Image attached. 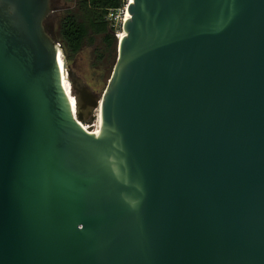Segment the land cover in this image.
<instances>
[{"label": "water", "instance_id": "1", "mask_svg": "<svg viewBox=\"0 0 264 264\" xmlns=\"http://www.w3.org/2000/svg\"><path fill=\"white\" fill-rule=\"evenodd\" d=\"M53 9L0 0V264H264V0H126L101 96Z\"/></svg>", "mask_w": 264, "mask_h": 264}, {"label": "rangeland", "instance_id": "2", "mask_svg": "<svg viewBox=\"0 0 264 264\" xmlns=\"http://www.w3.org/2000/svg\"><path fill=\"white\" fill-rule=\"evenodd\" d=\"M50 4L54 9L44 21V26L51 33V36L56 38L61 18L66 13L76 12V7L74 0H50ZM124 12V8L119 10L116 18L111 20L114 22V35L116 38H118V33L122 31L121 25ZM58 43L60 44L59 41ZM103 50L104 52L101 53ZM63 55L65 66L69 69L71 76L79 78L95 95L101 96L107 84L114 56L111 47L106 50L102 35L92 34L91 39L88 38L84 42L78 53L66 55L63 52ZM80 122H82L88 131L94 132L95 130L97 132L98 123L94 111L92 117Z\"/></svg>", "mask_w": 264, "mask_h": 264}, {"label": "trees", "instance_id": "3", "mask_svg": "<svg viewBox=\"0 0 264 264\" xmlns=\"http://www.w3.org/2000/svg\"><path fill=\"white\" fill-rule=\"evenodd\" d=\"M76 12L66 13L60 20L57 37L66 55L78 53L84 42L94 35H102L107 48L114 52L111 74L117 56L118 38L114 35V22L107 19L110 10L118 11L125 7L126 0H74ZM47 31V30H46ZM51 36V33L47 31ZM101 51V53H103ZM109 78V77H108Z\"/></svg>", "mask_w": 264, "mask_h": 264}, {"label": "bare ground", "instance_id": "4", "mask_svg": "<svg viewBox=\"0 0 264 264\" xmlns=\"http://www.w3.org/2000/svg\"><path fill=\"white\" fill-rule=\"evenodd\" d=\"M125 10V9H124ZM127 16H128V12L125 10V12H124V18H123V20H122V22L124 21V20H126L127 19ZM124 36V31H121V32H119L118 33V39L120 38H122ZM62 54V53H61ZM62 56H63V54H62ZM63 58H64V56H63ZM64 61H65V59H64ZM64 66H65V62H64ZM66 67H62V70L64 71V77L66 78V80H68V82L66 83V86L68 87V89H70V91H71V86H70V82H69V78H68V76H67V72H66V69H65ZM69 96V98L71 99V105H72V109L74 110V112H75V109H76V100H75V97L73 96V95H68ZM100 105H101V99H100V101H99V104H98V106L94 109V114H95V116H96V121H97V123H98V117H99V108H100ZM81 123V125L87 130V128L82 124V122H80ZM91 132V131H90ZM92 134H96L97 132L94 130V132H91Z\"/></svg>", "mask_w": 264, "mask_h": 264}, {"label": "built area", "instance_id": "5", "mask_svg": "<svg viewBox=\"0 0 264 264\" xmlns=\"http://www.w3.org/2000/svg\"><path fill=\"white\" fill-rule=\"evenodd\" d=\"M121 10H122V9H121ZM118 11H119V10H118ZM118 11L110 10V11L108 12V14H107V19H108V20H113V19H115L116 16H117ZM58 45H59V43H58Z\"/></svg>", "mask_w": 264, "mask_h": 264}, {"label": "snow or ice", "instance_id": "6", "mask_svg": "<svg viewBox=\"0 0 264 264\" xmlns=\"http://www.w3.org/2000/svg\"><path fill=\"white\" fill-rule=\"evenodd\" d=\"M59 58V57H58Z\"/></svg>", "mask_w": 264, "mask_h": 264}]
</instances>
